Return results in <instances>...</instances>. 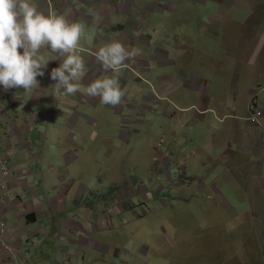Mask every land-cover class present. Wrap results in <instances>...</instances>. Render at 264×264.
I'll use <instances>...</instances> for the list:
<instances>
[{"label": "crops", "instance_id": "obj_1", "mask_svg": "<svg viewBox=\"0 0 264 264\" xmlns=\"http://www.w3.org/2000/svg\"><path fill=\"white\" fill-rule=\"evenodd\" d=\"M214 2L199 4L206 8L212 7ZM95 3L100 8L99 1H89L88 5ZM122 3L126 6L124 14H114L112 19H108V22L119 24L110 27V38L116 32L127 30L132 31L134 38L129 44L128 40L112 39L99 43L93 40L87 45L83 54L86 75L82 86L87 87L96 79L115 77L121 88L126 89V95L117 107L103 105L99 97L86 95V100L94 103L92 107L97 110V118L92 123L91 117L80 114L78 123L81 131L77 134L83 135L82 122L91 128V134H96L94 127L101 115L103 128L118 129L119 139L104 136L102 143L105 159L114 162L112 169H100L103 171L100 178L95 176V184L89 185L86 172L72 168L76 154H73L74 159L65 162L69 151L72 152L70 149L78 147L70 142L74 133L65 123L61 124V120H55L56 114L45 107L37 112L30 106L31 119L28 116L20 119L28 120L31 125L34 121L29 133L19 131L20 123L19 126L9 123L15 119L8 122L10 113L2 116L7 122L0 120V155L8 156L12 170L6 194L12 249L0 251V264H133L131 260L138 259L136 255L115 249L120 227H130V236L120 234L124 240H130L133 235L131 227L141 225L140 220L154 214L159 218L158 215L168 205L177 209L178 204L184 203L183 206L187 207L192 201L193 208L215 206L216 203L211 202V193L218 191V186L222 193L233 190L241 198L254 199L264 216V89H260L255 98V104L261 111L260 124H252L246 119L250 90L264 84V18L259 19L263 23L261 25L258 22L248 25L252 32L250 36H239L232 35L230 26H238L236 30L247 32L244 30L247 24L237 18L231 25L217 27L201 21L195 30L184 28L187 9L183 6L192 4L191 0H124ZM131 8L135 13L129 20L128 10ZM226 8L229 12L230 7L227 5ZM194 12L200 17L205 14L200 9ZM242 14L241 10H235L234 16ZM179 16L183 18H177ZM100 19L102 16L95 13L86 19L97 26L98 36L108 32L99 31L105 28L101 26ZM146 31L147 38L143 36ZM105 37L109 36L105 34ZM197 37L201 38L203 45L196 46ZM115 41L122 42L129 49H138L143 53L139 58L144 61V66L147 63L153 66L141 68L144 71L141 74L137 71L135 57L117 73L105 71L96 59L90 57L89 49L96 47L99 50ZM220 46L224 50L218 52ZM44 87L33 92H48ZM8 100L10 105L11 99ZM34 100L31 98V102ZM38 100L41 101L40 98ZM82 103L90 107L88 103ZM121 109L125 110L123 117L119 116ZM111 113L118 117V122L113 125L111 120L108 124L105 120ZM134 115L136 119L132 120ZM158 117L161 118L158 124L161 133L149 136L146 167L137 171L138 167L128 158H122L119 150L136 141V138L131 139V135L138 127ZM122 132L129 133V136L121 135ZM22 138L30 139L31 153L26 147L29 142L26 145ZM65 139L71 144L67 149H63ZM16 141L22 143L19 149L14 145ZM188 146L193 151L191 156L196 164L187 161ZM34 147L37 152H34ZM63 150V156L55 163V155ZM184 163L189 168L183 170L187 179H195L193 186L187 179L173 178L176 165ZM210 164H214L216 169L208 172L206 169ZM21 166L28 169L26 174L21 172ZM125 167L128 171L124 170ZM127 176L135 177L134 183L145 185L144 191L140 187L132 188L133 184L125 180ZM112 181L121 184L116 186L120 192H133L129 197L136 207L133 211L124 209L129 218L122 214L121 221L120 217L114 218L117 226L112 220L113 228L110 230L111 224L107 227L105 218L92 210L100 208V202L104 200H116V191H108V182ZM189 190L194 193L192 196L186 194ZM220 202H228L226 194H221ZM112 211L114 215L119 213L116 208ZM63 251L68 256L66 262L62 259Z\"/></svg>", "mask_w": 264, "mask_h": 264}, {"label": "rangeland", "instance_id": "obj_2", "mask_svg": "<svg viewBox=\"0 0 264 264\" xmlns=\"http://www.w3.org/2000/svg\"><path fill=\"white\" fill-rule=\"evenodd\" d=\"M89 1H99L100 8L97 7L98 3H95L94 5L91 4L90 7L88 5ZM122 1L124 0H40L34 1V3L38 6V10L40 9V11L46 15L51 9L57 11L59 14L66 15L71 22H85L86 29L91 35L90 41L87 40L86 43H83L82 41L87 50V45L91 44L93 40L96 42H107L112 39H120L122 42L128 40V44L132 42V38L134 37L131 30L116 32L110 38V33L112 32L110 27H113V25L118 26L119 24L108 22V19H112L114 14H124V8L126 9V6ZM206 1L216 2L213 3L212 7L206 8L199 4L200 2L205 3ZM196 2L198 3L196 4ZM224 2L228 4L224 5ZM191 3L192 4L189 3L188 5L183 6L187 9L184 13V18L187 20V22H183L185 23L184 28L195 30L196 25L201 23V21L215 24L217 27L221 26V24L231 25L232 20L237 18L239 22L244 21L245 25L247 24V29H244L247 30V32L236 30L238 26H230L232 35L245 36V34H248L247 36H250L252 32L251 27H248V25H251L254 22L255 24L256 22L260 25L263 24L259 19L264 18V0H191ZM227 5L230 7L229 12L226 8ZM171 6L174 7V5ZM196 9L202 10L205 14L201 17L198 16L197 13L194 12ZM235 10H241L243 14L235 17ZM128 11L130 13L127 19L132 20V15L135 11L133 8ZM92 13L102 16V19H100L99 22L101 23V26H105V28L102 27L99 31H108L105 34L109 37H105V34L98 36L97 26L93 24L92 21L86 20ZM177 18L183 17L179 16ZM147 33L148 32L146 31L143 35L145 38H147ZM217 44L218 42H216V46ZM201 45H203V41L200 37H197L196 46ZM222 49L221 46L217 48L218 52ZM19 51L22 52L23 49H20ZM97 51L98 49L96 47L90 48V57L96 59L95 53ZM84 53L85 52L81 53V55L83 56ZM142 55L143 53L141 54L139 51V55L136 56L138 66L137 71L141 74L144 73L141 68H151V66H153L150 63H147L144 66V61L139 58ZM49 58L52 60L49 61L44 76L37 77L40 81V88H43L45 85L44 88L48 92L40 90L37 94L34 91L31 95H27L23 93V88L11 89L5 92L3 86L0 85V120L7 122L2 116L10 113L8 122L15 119L16 121L13 120L9 123L12 125L16 123V126H19L18 123H20L19 131L24 134L31 131L34 121L33 125H31L28 120H20L21 118L28 116V118L31 119L29 113L34 109L38 112L43 107H45L47 111L54 112L56 117L54 115L52 116H54L55 120H61V124L65 123L68 129L74 133V137L71 138L70 142L73 141V143L78 146L75 149H70L72 152L69 151V157L66 156L68 158L65 162L74 159L73 154H76L77 159L73 163L72 168L86 172L89 185L95 184L96 177L100 178V174L103 173L100 169L104 168V171H108L112 169L114 164L113 161H107L104 157V151L102 149L104 146V144H102L104 142L103 137H110L112 140L119 139L120 132L118 129L114 130V127H110L109 129L103 128L101 126L103 123V115H101L96 128L94 127L96 134H91V128L87 127V124L82 122V127L84 126L83 135H77L81 131L80 123H78L80 114L83 117L86 115L91 117L93 123V120L97 118V110L93 109V101H87L86 94L83 92H77L75 96L68 97L54 96V87L50 83L55 84L57 81L52 80L50 74L53 68L60 66L62 58L58 57L56 54H50ZM42 79L45 82L42 81ZM82 82L83 80L80 81L81 85ZM260 88L264 89V84L260 85ZM144 90L145 89L143 88V91ZM252 90H250L249 95ZM43 95L45 96L42 100ZM31 98L35 100L31 102ZM39 98L41 101L38 100ZM8 99H11L10 105ZM82 102L88 103L90 107ZM79 105L83 108L79 107ZM30 106L32 107L31 111L29 109ZM116 110H120V108H117ZM124 112L125 110L121 109L119 116L123 117ZM142 118H144V115H142ZM131 119H136V116L134 115ZM105 120L107 124L109 120H111V125H113L118 122V117L111 113L105 117ZM160 122L161 118L158 117L154 118V120L146 125L138 127L135 133L131 135V139L136 138V141L132 143L130 147H123L122 150L121 148L119 150L122 154V158H128L138 167L136 169L137 171L144 170L146 167V146L150 144L151 141L149 136H157L161 133V128H158ZM155 123H157V125ZM88 129L90 130V136L88 135ZM2 130V132H4L3 127ZM64 131L65 129L63 132ZM124 134H126L127 137L129 136V133L127 132L121 133V135ZM84 139L89 140L86 141ZM10 140L13 141L14 139L11 138ZM21 140L26 141L25 144L27 145V142H29L30 139L22 138ZM41 140L42 139L40 138V143ZM70 142L65 139L62 143L64 145L63 149H67L71 145ZM115 142L113 144L114 147H116ZM201 142H203V138ZM21 144V141L19 143L16 141L14 145L19 149V145ZM29 144L30 142L26 147L31 153V145ZM187 149L190 150V146H188ZM34 152H37L35 147ZM41 152L42 150H40L39 153ZM63 152L64 150L62 152H57L54 158L55 163L58 162L57 159L59 157L63 156ZM192 152L193 151L190 150V153L187 154V161L189 164H196L195 159L191 156ZM104 163H106V165H104ZM214 166V164H210L206 170L209 172L211 169H216ZM176 167L177 171L172 172L173 178H180L182 180L187 179L183 170L185 168L189 169L188 166L184 163L183 165L178 164ZM191 168L192 167H190V169ZM200 168L203 169V167ZM124 170L128 171L126 167ZM27 171L28 169L25 166H21L22 173L26 174ZM125 180L128 181L129 184H133L131 185L132 188L134 186L138 188L140 187L141 191H144L145 185H138L136 184L137 182L134 183L136 180L135 177L127 176ZM194 180L193 177H188L187 182H191L190 186H193L196 184V182H193ZM139 182L142 183V181ZM117 185L121 184L115 181L108 182V191H116V200L114 202L104 200L100 202V208L92 210L94 214H98L105 218L107 227L111 224L109 228L110 230L113 228L112 220L114 218L120 217L121 214L124 218H129V213L123 212L124 209L126 211H128V209L133 211L134 207H136L135 205H132L133 203L129 197L133 192L128 191L122 193L120 190H117ZM218 188V191H213L211 193L213 196L211 202L216 203L215 206L205 208L201 205V207L193 208L192 205L194 202L192 201L188 203L187 207L183 206L184 203L178 204L179 207L177 209H171L168 205V207L164 208L158 215L160 216L159 218H157V214H154L148 219L140 220L142 221L141 225L136 224L131 227L133 235L131 234L130 240H124L120 235L123 234L130 236V227H120L117 232L119 235L115 249L118 251L126 250L132 252L133 255H136L138 259H132L131 262L133 264H264V216L262 215L263 212L260 207L257 206L255 200L252 198H250L251 200L248 198H241L240 195L233 190H227L225 193H222L221 188L219 186ZM89 194V196H91V192H89ZM186 194L192 196L194 193H192V190H189ZM221 194L227 195V203L230 205L220 202ZM252 194L255 193L253 192ZM105 196H107V193ZM113 208H116L119 213L114 215L112 211ZM134 211L136 214H139L137 209ZM145 211L146 210H144V212ZM107 221H109V223ZM113 221L115 222L116 227V220ZM145 248L147 249V252ZM63 252L64 257L62 259L66 262L68 256L65 251ZM144 256L146 258H144Z\"/></svg>", "mask_w": 264, "mask_h": 264}, {"label": "clouds", "instance_id": "obj_3", "mask_svg": "<svg viewBox=\"0 0 264 264\" xmlns=\"http://www.w3.org/2000/svg\"><path fill=\"white\" fill-rule=\"evenodd\" d=\"M84 40L90 41L91 35L83 23L71 22L66 15L51 9L46 15L32 0H0V85L5 92L23 88L24 94H32L40 88L37 77L44 76L52 60L50 54H56L62 62L50 74L57 81L53 85L55 97L83 92L89 97H99L103 105L119 106L126 89L121 88L117 78L96 79L87 87L81 85L86 75L81 55L86 51ZM137 55L138 49H129L119 41L95 53L104 70L113 73L126 68L127 62Z\"/></svg>", "mask_w": 264, "mask_h": 264}, {"label": "built area", "instance_id": "obj_4", "mask_svg": "<svg viewBox=\"0 0 264 264\" xmlns=\"http://www.w3.org/2000/svg\"><path fill=\"white\" fill-rule=\"evenodd\" d=\"M260 89V87H256L252 90L248 98L249 114L246 119L252 124H260L261 111L254 101ZM11 174L12 170L9 166L8 156L0 155V251H10L12 249L6 210V194L9 189Z\"/></svg>", "mask_w": 264, "mask_h": 264}]
</instances>
